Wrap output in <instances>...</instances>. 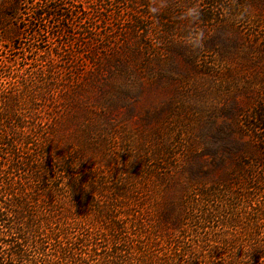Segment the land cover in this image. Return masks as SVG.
<instances>
[{
    "label": "trees",
    "instance_id": "16d2710c",
    "mask_svg": "<svg viewBox=\"0 0 264 264\" xmlns=\"http://www.w3.org/2000/svg\"><path fill=\"white\" fill-rule=\"evenodd\" d=\"M157 2L0 0V46L12 52L61 25L51 50L32 45L14 70L0 65V264H264V93L228 132L212 121L209 157L146 141L119 155L102 121L109 98L90 103L114 56L66 54L78 39L62 34L103 35L98 21L86 28L92 16L128 22L125 35L152 33L148 19L176 33ZM192 158L206 165L193 170Z\"/></svg>",
    "mask_w": 264,
    "mask_h": 264
},
{
    "label": "rangeland",
    "instance_id": "374dc122",
    "mask_svg": "<svg viewBox=\"0 0 264 264\" xmlns=\"http://www.w3.org/2000/svg\"><path fill=\"white\" fill-rule=\"evenodd\" d=\"M157 4L162 13H170L164 24L176 33L159 35L156 20L148 19L145 25L152 33L125 35L121 30L130 26L128 22L113 20L108 25L92 16L86 28L98 21L103 35L91 40L79 32L62 34L78 39L64 49L68 55L114 56L103 71L102 90L92 92L90 103L95 107L109 98L102 121L119 155L120 145L146 141L153 152L168 145L177 155L204 150L209 157L215 146L212 136L218 132L212 121L228 132L225 122L242 110L250 111L258 94L264 93V0H158ZM24 13L29 19V10ZM15 24L6 33L7 48L10 41H19ZM60 26L52 20L41 42L25 38L14 52L0 46V65H6L7 72L14 70L15 56L31 58L32 45L51 50L49 36ZM76 63L80 60L74 58L69 68ZM201 134L202 146L189 143ZM189 162L193 170L206 165L194 158ZM175 189L173 185L170 192Z\"/></svg>",
    "mask_w": 264,
    "mask_h": 264
}]
</instances>
